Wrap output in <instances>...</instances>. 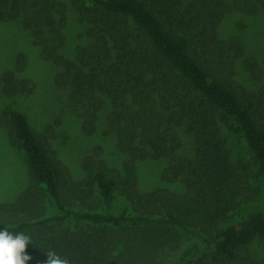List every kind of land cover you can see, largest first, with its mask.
I'll list each match as a JSON object with an SVG mask.
<instances>
[{
  "label": "trees",
  "instance_id": "obj_1",
  "mask_svg": "<svg viewBox=\"0 0 264 264\" xmlns=\"http://www.w3.org/2000/svg\"><path fill=\"white\" fill-rule=\"evenodd\" d=\"M69 3L91 39L73 60L59 52L67 1L0 0V21L17 20L59 66L54 83L68 89L85 134L96 130L109 101L107 131L126 158L116 168L87 155L85 176L74 179L51 147V126L36 130L21 110L4 108L0 123L24 151L29 180L13 201L0 202V227L27 234L25 251L43 262L55 253L66 264H161L163 252L195 236L201 247L178 264H262L249 246L264 241V211L226 223L255 193L247 182L251 164L233 158L229 130L244 140L264 179V84L243 85L236 64L255 80L262 72L241 36L222 38L218 26L229 13L264 10V0ZM31 89L14 71L1 74L5 96ZM181 124L193 136L191 157L177 154ZM148 157L167 159L161 177L180 179L184 190L140 191L136 162Z\"/></svg>",
  "mask_w": 264,
  "mask_h": 264
},
{
  "label": "rangeland",
  "instance_id": "obj_2",
  "mask_svg": "<svg viewBox=\"0 0 264 264\" xmlns=\"http://www.w3.org/2000/svg\"><path fill=\"white\" fill-rule=\"evenodd\" d=\"M67 1L66 22L63 27L64 42L59 52L68 59H75L78 47L86 46L91 39L86 35V24ZM219 36L226 38L231 34L241 36L245 55L253 57L262 72L260 79H253L244 69L242 61L236 64V78L246 87L256 89L264 84V10L253 15L235 11L225 15L218 26ZM23 61L17 63V56ZM59 66L45 59L40 47L32 41L28 31L17 20L0 21V77L5 71L12 70L19 78L26 79L31 91L12 97L5 96L0 90V113L8 106L21 110L36 130L50 125L49 142L56 156L67 166L74 179L85 176L82 160L87 155L98 154L109 166L121 168L125 154L119 150L113 132L107 131L106 115L109 101L98 112L96 130L85 134L81 129V118L68 105V89L54 83V74ZM180 140L178 155L191 157L194 153L193 136L183 124L176 126ZM231 154L233 158L249 161L251 173L247 182L255 193L250 200L242 202L226 223H237L253 211H264V179L256 175L250 153L244 140L229 130ZM165 158H145L137 160V186L140 191L166 188L182 192L184 185L180 179L169 181L161 177L168 165ZM29 180L24 151L9 143L6 128L0 123V202L13 201L24 189ZM257 191V192H256ZM117 208L122 206L118 201ZM201 247L195 236L183 237L174 247L161 254V264H178L188 252ZM249 251L264 264V241L254 242ZM26 264H44L36 256Z\"/></svg>",
  "mask_w": 264,
  "mask_h": 264
},
{
  "label": "clouds",
  "instance_id": "obj_3",
  "mask_svg": "<svg viewBox=\"0 0 264 264\" xmlns=\"http://www.w3.org/2000/svg\"><path fill=\"white\" fill-rule=\"evenodd\" d=\"M31 244L30 238L22 231H10L0 227V264H26L32 260L26 246ZM44 264H66L60 256L49 253Z\"/></svg>",
  "mask_w": 264,
  "mask_h": 264
}]
</instances>
